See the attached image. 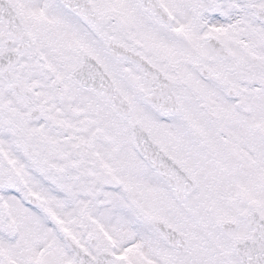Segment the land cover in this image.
<instances>
[{"label":"snow or ice","instance_id":"1","mask_svg":"<svg viewBox=\"0 0 264 264\" xmlns=\"http://www.w3.org/2000/svg\"><path fill=\"white\" fill-rule=\"evenodd\" d=\"M0 264H264V0H0Z\"/></svg>","mask_w":264,"mask_h":264}]
</instances>
